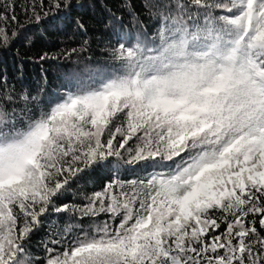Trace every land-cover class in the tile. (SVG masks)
<instances>
[{
    "label": "snow or ice",
    "instance_id": "obj_1",
    "mask_svg": "<svg viewBox=\"0 0 264 264\" xmlns=\"http://www.w3.org/2000/svg\"><path fill=\"white\" fill-rule=\"evenodd\" d=\"M73 6L30 0L22 11L39 23ZM16 7L0 0V47L19 35ZM143 7L152 36L118 35L112 63L85 65L47 109L0 79V264L39 260L28 242L62 215L91 229L53 222L44 264H264V0ZM97 168L117 175L64 202Z\"/></svg>",
    "mask_w": 264,
    "mask_h": 264
},
{
    "label": "trees",
    "instance_id": "obj_2",
    "mask_svg": "<svg viewBox=\"0 0 264 264\" xmlns=\"http://www.w3.org/2000/svg\"><path fill=\"white\" fill-rule=\"evenodd\" d=\"M29 2L16 0V13L22 27L11 24L10 29L18 31L19 35L9 46L0 47V79L6 78L8 85L14 86L17 91L27 89L32 95L39 96L41 107L45 109L80 78L85 65L95 69L105 68L112 63L109 50L117 46L118 35L135 43L145 34L151 37L157 27L156 19L143 7L144 0H128L137 14L135 19L121 0H72L73 7L50 14L39 23L29 21L22 11ZM48 3L49 0H44L45 10ZM80 24L83 29L79 27ZM85 41V51L65 55L73 48L79 49ZM44 53L52 58L40 60ZM137 174L136 171L125 172L122 169L119 178L131 180ZM116 175L115 170L105 168L85 172L81 179L72 184L64 202L83 203L82 193L100 191ZM105 219L107 217L104 215L98 218ZM53 222L60 228L66 223H79L85 230H90L93 223L87 218L69 221L66 215L48 218L28 242L31 256L40 259L33 261L30 257H22L25 264H44L45 243L55 230L50 228ZM73 231L79 230L74 228ZM48 247L53 245L49 244ZM56 250L62 252L64 249L63 246H56Z\"/></svg>",
    "mask_w": 264,
    "mask_h": 264
}]
</instances>
